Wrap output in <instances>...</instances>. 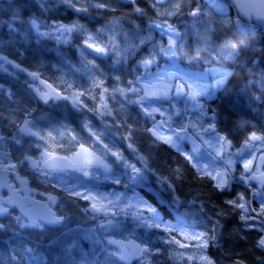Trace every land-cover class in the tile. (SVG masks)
<instances>
[{
	"label": "snow or ice",
	"instance_id": "6c2138e0",
	"mask_svg": "<svg viewBox=\"0 0 264 264\" xmlns=\"http://www.w3.org/2000/svg\"><path fill=\"white\" fill-rule=\"evenodd\" d=\"M213 7L226 14L225 4L213 0ZM240 7L264 24V0L242 2ZM250 7L254 13L248 12ZM61 8L71 11L76 18L64 22L54 16ZM185 11L200 23L199 5L194 10L190 0H10L8 19L0 17V70L17 80L23 76L29 101H35L37 106L41 102L49 105L70 100L73 109L77 112L86 109L104 127L98 131L92 119L85 115L82 127L89 137L80 138L67 124L57 127L48 117H33L37 107L14 100L15 93L0 84V92L16 105L7 116L0 112V231L5 229L2 221L7 218H14L22 228H41L66 219L60 210L66 202L63 198L58 200L49 194L45 207L30 196L16 194L17 188L23 191L27 187V176L31 175L53 187L60 179L67 202H75L84 213L99 219L102 226L115 227L120 218H131L138 228L158 230L160 235L155 244L150 235L142 237L139 243L110 240L117 247L114 255L118 264L133 258L139 264H152L151 258L161 251L159 245L166 246L165 251L175 264H216L208 255L213 247L231 253V264H264V122L250 124L251 130L245 132L242 144L235 146L230 135L222 134L218 127L217 110L207 106L213 97L220 98L219 93L229 94L227 85L235 75L229 64L242 62V50L251 48L252 44L239 48L235 41L226 39L209 51L210 37L205 33L200 36V46L191 51L183 42L179 26H173L167 19L184 15ZM96 16L103 18L104 23L93 30L89 25ZM82 19L87 22H81ZM143 22L146 28L142 27ZM126 23L128 29L124 27ZM238 27L255 35V25L250 29L239 24ZM157 32L160 41L155 39ZM74 40H79L76 50L89 85L69 93L73 84L65 81L66 94L43 78L40 66L29 70L3 54L5 49H10L9 55L23 58L33 42L41 45L55 41L58 46H71ZM141 49H146L144 54L134 65L127 66L129 58ZM89 50L97 58L111 57L112 72L106 73L95 59H89ZM209 57L217 62L210 71L190 72L181 66L184 59L207 62ZM259 84L260 95L253 99L264 105V72ZM82 97L92 101V106ZM246 125L248 121H241L239 127ZM4 128L8 129L7 133ZM133 129L150 133L153 146L167 145L183 156L195 170L191 175L210 182L206 185L208 191L196 189V196L191 199L193 189L181 193L188 169L179 164L170 169V175H157L151 166L152 156L136 146ZM116 137L127 143L135 162L120 150ZM66 139L72 142L71 147L66 148L65 154L57 153L56 147L65 148L59 141ZM185 143L192 145L190 152L185 149ZM70 170L80 173L72 186L63 179ZM21 172L25 175L21 176ZM149 174L156 176L160 185L156 196L161 204L165 200L160 192L168 193L166 202L177 214L175 224L166 222L156 207L135 192L136 187L149 182ZM9 177H14L18 184L14 185ZM101 179L121 185L133 195L125 199L115 192L96 191ZM3 189H7L6 195L2 194ZM228 193L232 198H225L223 205L212 199L214 195ZM197 203L200 214L197 224L203 226L201 231L187 224V215ZM253 203H258V208ZM182 207L184 213L180 212ZM233 216L239 218L240 225L228 231L225 221ZM225 236L231 241L228 249L221 243ZM241 242L244 247L237 250L236 245Z\"/></svg>",
	"mask_w": 264,
	"mask_h": 264
},
{
	"label": "trees",
	"instance_id": "16d2710c",
	"mask_svg": "<svg viewBox=\"0 0 264 264\" xmlns=\"http://www.w3.org/2000/svg\"><path fill=\"white\" fill-rule=\"evenodd\" d=\"M10 0H0V17L7 20L9 13L7 12ZM193 9L199 5V0H190ZM227 4V2H225ZM228 5V4H227ZM143 6V5H142ZM229 7V5H228ZM231 13L229 16L221 13H213L209 15L208 20L212 26L211 44L217 47L226 39L235 41L239 48H246L249 43L251 48H246L241 56L242 62L230 63L229 68L235 72L227 85L229 94L224 95L219 93V99L214 98L208 102V107L216 109L219 113V124L222 134H229L233 139V144L239 146L242 144L246 131H250V124L264 122V105L253 99V96L260 95L259 79L262 72H264V30L256 26L255 35L252 36L248 31L242 30L238 27L235 19L238 18L235 11L229 7ZM59 18L58 12L53 13ZM229 17H231L229 19ZM169 22L174 26H179V30L184 34L186 23L192 17L185 11L184 15L178 17H168ZM239 21V19H238ZM141 23L140 21H137ZM242 24L249 28V25L241 21ZM146 22L142 23V27L146 28ZM126 29V28H125ZM3 31L6 33L7 28ZM185 39V44L190 46V50L194 51L197 46H200L199 35L188 33ZM159 38H161L159 36ZM79 40H74L71 46H58L55 41H47L41 45H36L34 42L29 51L25 53L23 58L14 54L9 55L10 49H5V55L9 59L17 63H21L23 67L29 70H34L36 66H40V71L43 73V78L56 87L57 91L62 94L64 92L65 81L73 84V88L69 93L76 90H82L89 85V80L86 70L80 62V56L76 50V45ZM146 49H141L134 57H130L127 66H132L136 63L139 56L144 54ZM89 59H95L96 63L106 73H111L113 63L111 57L97 58V54L89 50ZM9 71L12 69L9 67ZM24 77L21 76L19 80L9 76L7 73L0 71V84L4 85L5 89H11L14 93V100L23 103H31L32 106L37 107V111L33 112V117L41 118L48 117L59 124H67L70 129L80 138H88L89 133L82 127V120L85 115L92 119L94 127L99 131L103 129L100 120L87 112H77L72 108L71 101L58 100L53 104L44 105L42 102L37 106L35 101H29L27 95V87L23 83ZM109 85L111 81L108 82ZM99 91V90H97ZM85 102L92 106V101L82 97ZM22 106V105H21ZM16 107L11 103L3 92H0V112L5 116L8 115L10 108ZM134 116L135 112L129 110ZM18 115H21L18 113ZM32 117H29L31 119ZM110 120V118H109ZM241 121H248L249 125L245 128H240ZM131 122V121H129ZM7 133L8 129L4 128ZM133 134L137 138L136 146L144 154L152 156L151 166L156 171L157 175H170V169L176 167L178 164L186 167L188 171L185 173V180L182 181L180 192H186L189 188L193 189L190 199L196 196V189L203 188L205 192L208 191L206 185L210 182L207 180H197L191 173L195 170L191 169L190 164L183 156L177 153L174 149L168 148L167 145L153 146L150 133L138 132L133 129ZM119 148L124 155L135 162L127 143L120 140ZM107 142V141H105ZM65 145V148L56 147L55 151L59 154H65L66 148L71 147L69 140L59 141ZM86 146H88L86 144ZM78 151V146L76 148ZM67 154L71 155V152ZM114 159V158H113ZM139 166V165H138ZM21 176L25 174L20 173ZM30 188L36 192H41L45 195L52 194L58 198H63L66 202L61 204L60 210L64 213L66 219L60 227L43 226L41 228L34 227H20V222L14 218H7L2 222L6 225L3 231H0V264H118L117 257L114 255L117 247L109 243L110 240H135L137 243L140 239L147 238L149 235L156 243L160 233L158 230H145L138 228L131 218H120V223L115 227L102 226L99 219L94 220L91 214L84 213L81 207L75 202H67V194L57 187H53L49 183H41L40 180L31 175L27 176ZM106 188H112L117 191L125 190L121 185H106ZM140 194L150 201L162 214L165 221L172 223L177 222V214L172 207L167 204L168 193L160 192L161 197L165 203L161 204L157 199L156 193L160 190V185L156 182V176L149 174V182L146 185H140L135 188ZM230 194L214 195L213 201L218 205H223L225 196ZM248 198L251 199L249 192ZM42 199V198H40ZM81 203H85L81 201ZM258 207V203L252 204ZM186 207V206H185ZM185 207L180 209L181 213L185 212ZM199 205L192 207V211L187 215V224L195 231L203 230V226L197 224L199 219V212L197 211ZM226 230L230 231L240 225V221L236 216L228 218L226 221ZM253 235L255 233L253 232ZM224 249H228L231 241L225 236L221 241ZM161 251L155 254L152 258V264H175L170 255L165 251L166 246L159 245ZM244 247L243 243H238L236 249L240 250ZM155 252V249L153 250ZM193 252V249L187 250ZM208 255L216 264H231L232 254L217 248H210ZM121 264H139L137 259L131 262H121ZM183 264V262H181Z\"/></svg>",
	"mask_w": 264,
	"mask_h": 264
},
{
	"label": "rangeland",
	"instance_id": "374dc122",
	"mask_svg": "<svg viewBox=\"0 0 264 264\" xmlns=\"http://www.w3.org/2000/svg\"><path fill=\"white\" fill-rule=\"evenodd\" d=\"M166 2H175V0H166ZM216 2L217 3L225 4L226 14H224V15L229 16L230 13H231V10L229 9L228 5L224 1H222V0H216ZM216 12L217 13H221V12H219L217 9H215L213 7V0H199V21H200V23H198L197 22V19L196 18H193V17H192V19L189 22L186 23V29H184L185 32L183 34L184 35V41L183 42L185 43V39L187 38V36H188L187 34L188 33L193 34L195 36L196 35H199V38H200L201 35H203V34L206 33L210 37V41H209V51H211L213 48H216V47H214L211 44L212 26H211L210 21L208 20L209 15H211L213 13H216ZM58 15H59V18L61 20H63L64 22H69L72 19H75L76 18L74 13H72L71 11H65L63 8H61L58 11ZM230 18L231 17H229V19ZM238 19L239 18H236L235 19V22L237 23V25L238 24L239 25H243L244 29H250L248 26L242 24L241 20L238 21ZM81 22L86 23L87 21H85V20L82 19ZM102 23H104V19L101 18L100 16H96L95 20L93 21L92 24L89 25V27L94 30L95 28L100 27V25ZM124 27L126 29H128L130 26L126 23L124 25ZM197 28H199V32L196 31ZM155 39L157 41H160L161 40V38H159V33L158 32L155 33ZM118 40H121L122 41V37H118ZM163 42L166 44L167 37H164L163 38ZM161 63H163V61H161ZM181 66L184 68L185 71H190V72H203V71H210L212 68L216 67L217 66V62L212 61L211 60V57H209V60L207 62L204 59H201L199 62H197L195 60L184 59L182 61V65ZM0 71H2V70H0ZM2 72H4V71H2ZM214 98L215 97H213L212 99H214ZM209 114H211V113H209ZM191 148H192V145L190 143H185V149L187 151L190 152L191 151ZM232 150L235 151V147ZM77 176H80V173H78V172H69L67 175H65L63 177V179L65 181H67V183H68L69 186H72L75 183V177H77ZM81 179L86 180L87 178H84V177L81 176ZM92 183H97V182H92ZM55 184H56L55 187L61 189V187H60V179H57V181L55 182ZM110 184H112L110 181H104L103 179H101V181L98 182V188H96L95 190L96 191H99L101 193H105V194L115 192L116 194L122 195L125 199L130 198L133 195V193H126L124 191L120 192V191H117V190L112 189V188H106L107 187L106 185H110ZM237 187H239V186H237ZM19 190L21 191V189H19ZM81 190H83V189H81ZM135 192L139 196L143 197L140 194L139 191L135 190ZM21 193L22 194H25V195H29V196L34 197V198H42L44 201L47 202V196L48 195H45V194L44 195H40L41 192H36L35 190L31 189L30 188V185H29V182L27 184V187L25 189H23V191H21ZM228 194H230V195L225 196V198H232V194L231 193H228ZM143 199L147 200L144 197H143ZM148 202L150 204H152L150 201H148ZM253 207H255V206H253ZM160 215L162 216L161 213H160ZM166 222L171 223V224H174V223L169 222V221H166ZM134 259L135 258L131 259V261L134 260Z\"/></svg>",
	"mask_w": 264,
	"mask_h": 264
},
{
	"label": "water",
	"instance_id": "95a60500",
	"mask_svg": "<svg viewBox=\"0 0 264 264\" xmlns=\"http://www.w3.org/2000/svg\"><path fill=\"white\" fill-rule=\"evenodd\" d=\"M223 1H225V2H227L229 4V6L235 11V13L237 14L238 18L241 21H243V22H245L247 24H250V25H255V26H257V27H259V28L264 30V24H261L259 21H257L254 14H252L250 16L249 14H246V10L244 8L240 7L242 2H248L249 4H252V3H259V2H261V0H223ZM254 11L255 10L253 8H251V7L248 9L249 13H254ZM69 172H72V171L70 170ZM13 178L14 177H9V179L11 181H12ZM13 184L15 185V183H13ZM2 194L6 195L7 194V189H3V193ZM16 194L18 196H28V195H23L18 188L16 190ZM32 199L38 201L39 205H44L45 207L47 206V202L46 201L38 200V199H35V198H32ZM62 224H63V222H61L59 224H55V225H50V224H45V225L48 226V227H60Z\"/></svg>",
	"mask_w": 264,
	"mask_h": 264
}]
</instances>
